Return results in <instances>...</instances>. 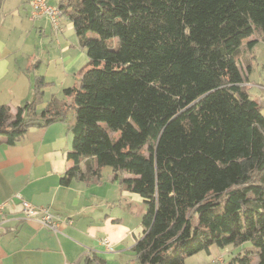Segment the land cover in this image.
<instances>
[{
    "label": "trees",
    "instance_id": "trees-1",
    "mask_svg": "<svg viewBox=\"0 0 264 264\" xmlns=\"http://www.w3.org/2000/svg\"><path fill=\"white\" fill-rule=\"evenodd\" d=\"M59 8L88 65L39 112L41 77L15 114L0 105L2 143L72 111L73 164L60 184L108 167L143 200L136 264H185L244 244L228 264H264V115L243 86L245 51L264 43V0H59Z\"/></svg>",
    "mask_w": 264,
    "mask_h": 264
},
{
    "label": "crops",
    "instance_id": "crops-1",
    "mask_svg": "<svg viewBox=\"0 0 264 264\" xmlns=\"http://www.w3.org/2000/svg\"><path fill=\"white\" fill-rule=\"evenodd\" d=\"M247 43L242 41L241 50ZM245 57L249 71L245 66L243 86L257 91L249 95L264 115V43L246 50ZM88 62L66 14L55 32L45 17L31 20L26 0H0V105H7L11 113L32 101L38 77L48 84L38 112L53 98L62 101L63 91L78 84ZM253 70H260V77L250 82ZM68 114L69 120L30 128L15 145L0 139V203L6 204L0 218V264H85L87 258L121 264L125 256L135 262L132 248L142 228L135 233L131 227V205L117 212L119 204H129L132 193L121 190L112 170L103 168L98 177L60 184L73 164L66 158L74 124L72 111ZM14 195L33 206L32 215H24ZM43 209L53 216L56 231L41 222Z\"/></svg>",
    "mask_w": 264,
    "mask_h": 264
},
{
    "label": "rangeland",
    "instance_id": "rangeland-1",
    "mask_svg": "<svg viewBox=\"0 0 264 264\" xmlns=\"http://www.w3.org/2000/svg\"><path fill=\"white\" fill-rule=\"evenodd\" d=\"M52 1V3H56L57 5L59 4V0H49ZM63 17V15H62ZM61 20V19H60ZM60 24V21H59ZM51 25V23H50ZM52 27V25H51ZM53 30L56 32V30L53 28ZM262 73V80L264 79V74ZM260 74V70H259ZM259 74H256L255 71L253 70L251 77H250V82L256 81V79H259ZM258 77V78H257ZM259 89V88H258ZM247 92L250 93L251 95L255 96V93H257L256 90L252 87L250 91L246 88ZM71 114H67L66 118L69 120ZM112 138H116L117 134H111ZM106 170H110V168L106 167ZM129 197L131 199L129 200V204L127 203H121L118 206L117 212H121L122 210H126L129 208V205L132 207V213L129 215L130 218H132L131 221V227L134 229V232L137 233L141 229L140 223H141V218L146 212V205L143 203V200L136 194H130ZM125 202V200H124ZM250 247L249 244H244L241 247H233L229 246L224 249H220L217 247H212L210 250V254H206L205 252H200L198 254H195L185 260V264H228L230 260L238 255L239 253L243 252V249ZM120 264V262L118 263ZM121 264H135L134 260L128 257H124L123 261Z\"/></svg>",
    "mask_w": 264,
    "mask_h": 264
},
{
    "label": "built area",
    "instance_id": "built-area-1",
    "mask_svg": "<svg viewBox=\"0 0 264 264\" xmlns=\"http://www.w3.org/2000/svg\"><path fill=\"white\" fill-rule=\"evenodd\" d=\"M28 6L30 7V18L31 20H37L39 18L45 17L51 23L55 30L59 27V21L62 18V11L58 7L51 6L46 0H26ZM14 199L19 202L22 211L26 217L32 215L34 208L31 204L21 199L19 195H14ZM6 204L0 203V218H2L5 211ZM43 217L41 222L49 227L50 229L56 231L57 225L52 222L53 216L49 214L48 211L42 210ZM66 224H71V221L67 220ZM104 245H109V242L105 239L103 240Z\"/></svg>",
    "mask_w": 264,
    "mask_h": 264
}]
</instances>
